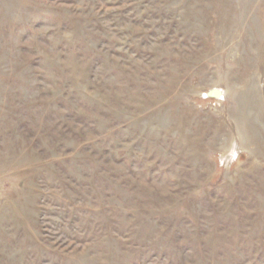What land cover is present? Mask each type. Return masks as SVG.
Returning a JSON list of instances; mask_svg holds the SVG:
<instances>
[{"label":"rangeland","instance_id":"1","mask_svg":"<svg viewBox=\"0 0 264 264\" xmlns=\"http://www.w3.org/2000/svg\"><path fill=\"white\" fill-rule=\"evenodd\" d=\"M0 264H264V0H0Z\"/></svg>","mask_w":264,"mask_h":264},{"label":"water","instance_id":"2","mask_svg":"<svg viewBox=\"0 0 264 264\" xmlns=\"http://www.w3.org/2000/svg\"><path fill=\"white\" fill-rule=\"evenodd\" d=\"M219 90H211L209 92L210 97H216L219 94Z\"/></svg>","mask_w":264,"mask_h":264},{"label":"built area","instance_id":"3","mask_svg":"<svg viewBox=\"0 0 264 264\" xmlns=\"http://www.w3.org/2000/svg\"><path fill=\"white\" fill-rule=\"evenodd\" d=\"M220 91V90H219ZM221 92V91H220ZM219 92V94L216 96V97H213V98H216V99H221L222 98V94Z\"/></svg>","mask_w":264,"mask_h":264}]
</instances>
